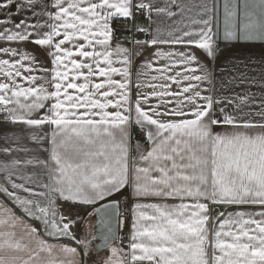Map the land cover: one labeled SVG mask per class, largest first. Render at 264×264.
I'll list each match as a JSON object with an SVG mask.
<instances>
[{"label":"crops","instance_id":"obj_1","mask_svg":"<svg viewBox=\"0 0 264 264\" xmlns=\"http://www.w3.org/2000/svg\"><path fill=\"white\" fill-rule=\"evenodd\" d=\"M0 264H264V0H0Z\"/></svg>","mask_w":264,"mask_h":264},{"label":"built area","instance_id":"obj_2","mask_svg":"<svg viewBox=\"0 0 264 264\" xmlns=\"http://www.w3.org/2000/svg\"><path fill=\"white\" fill-rule=\"evenodd\" d=\"M114 28L117 31H125V29H127V26L125 25L124 20L117 19L114 22ZM132 35L136 36L137 38L146 37L145 33L143 31H140V30H132ZM147 133H148L147 128L143 126V127H140L138 130H136L134 137L136 139L144 141ZM117 231L120 234V239L119 240L122 242V244L127 242L128 234L126 232V218L123 217V216H120L118 218Z\"/></svg>","mask_w":264,"mask_h":264},{"label":"rangeland","instance_id":"obj_3","mask_svg":"<svg viewBox=\"0 0 264 264\" xmlns=\"http://www.w3.org/2000/svg\"><path fill=\"white\" fill-rule=\"evenodd\" d=\"M147 134H148V133H147ZM147 134H146V137H145V140H144V141L147 140ZM136 140H139V139H136ZM139 141L143 142V140H139Z\"/></svg>","mask_w":264,"mask_h":264}]
</instances>
